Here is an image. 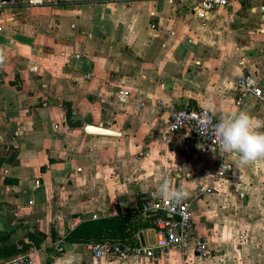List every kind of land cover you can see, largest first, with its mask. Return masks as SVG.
<instances>
[{"label": "crops", "instance_id": "obj_1", "mask_svg": "<svg viewBox=\"0 0 264 264\" xmlns=\"http://www.w3.org/2000/svg\"><path fill=\"white\" fill-rule=\"evenodd\" d=\"M32 1L0 10V249L18 251L0 264L26 253L19 245L34 231L45 238L25 264H264V161L230 155L233 171L216 183L218 155L199 153L191 126L163 140L173 110L264 121V0H227L204 15L197 0ZM246 75L262 97L244 94L238 106ZM64 102L115 134L67 128ZM165 182L188 192L208 258L157 249L153 227L135 235L154 248L138 259L95 258L89 244L50 237L118 212L152 225L157 214H142V202Z\"/></svg>", "mask_w": 264, "mask_h": 264}, {"label": "built area", "instance_id": "obj_2", "mask_svg": "<svg viewBox=\"0 0 264 264\" xmlns=\"http://www.w3.org/2000/svg\"><path fill=\"white\" fill-rule=\"evenodd\" d=\"M32 4V0H0V10L12 9L20 4ZM228 5L227 0H197L196 10L203 15L217 8H225ZM80 56H76L79 58ZM237 86L240 91V96L237 98L236 105L242 104V95L250 94L254 97L261 98L262 92L258 87L256 78L246 75L237 80ZM127 92L120 91L117 95V100L126 98ZM220 119L215 118L207 109L193 108L173 110L169 113V125L164 133L163 140L167 145L170 144L171 138L183 131L186 127L191 126L192 135L190 141L196 142L199 145V153L206 155L210 152H215L218 155V165L213 174V181L216 183L222 182L233 171V165L228 162L229 154L222 153L219 144L209 134L202 137L196 130L202 122H206L211 129L217 124ZM57 128V126H55ZM169 174V170H165ZM202 192L211 194V188H201ZM155 211L157 215L154 217L152 227L156 233L157 249H168L177 247L181 250L192 249L200 258H208L211 255V250L208 247L207 241L198 236L193 226L192 211L189 203L185 201L174 202L160 196H151L145 198L142 202L141 213ZM90 219H98L93 215ZM24 244L29 245V241L25 239ZM91 254L95 258L114 257L121 260H126L130 257L138 259L140 257H153L154 248L131 246L127 242L116 241L113 243H91L89 244ZM22 245H19V249ZM58 252L62 248L56 249ZM36 251L34 246H30L26 253L20 256L13 257L6 264H25L31 263V255Z\"/></svg>", "mask_w": 264, "mask_h": 264}, {"label": "clouds", "instance_id": "obj_3", "mask_svg": "<svg viewBox=\"0 0 264 264\" xmlns=\"http://www.w3.org/2000/svg\"><path fill=\"white\" fill-rule=\"evenodd\" d=\"M3 57L0 56V63ZM214 111L211 104L206 105ZM264 121L251 117L247 112H229L220 121L209 128L208 123L202 122L196 129L202 136H211L219 144L220 151L239 160L240 165H251L264 161ZM160 197L180 202L188 197L183 188L174 190L165 182L158 190Z\"/></svg>", "mask_w": 264, "mask_h": 264}, {"label": "trees", "instance_id": "obj_4", "mask_svg": "<svg viewBox=\"0 0 264 264\" xmlns=\"http://www.w3.org/2000/svg\"><path fill=\"white\" fill-rule=\"evenodd\" d=\"M142 218L138 214L130 215L118 212L114 216L95 220L84 219L72 229L67 230L62 236H59L52 230L50 237L53 241L59 240L63 244L87 245L91 243L125 241L131 246H137L135 244V235L143 229L152 227L146 220L142 222ZM26 238L30 244L26 245L24 242H21L23 251H26L30 246L38 248L45 236L40 232L34 231L27 233ZM16 252L18 253L14 247L1 248L0 256L9 257Z\"/></svg>", "mask_w": 264, "mask_h": 264}, {"label": "water", "instance_id": "obj_5", "mask_svg": "<svg viewBox=\"0 0 264 264\" xmlns=\"http://www.w3.org/2000/svg\"><path fill=\"white\" fill-rule=\"evenodd\" d=\"M63 106L65 108L64 111V123L65 126L69 129H81L85 130L88 133H96V134H108V135H113L115 134L114 131H110L101 127H96V126H91L84 124V121L81 117V115L73 109L71 103L69 102H64ZM153 214L157 212L152 211ZM139 238L141 240V245L144 246L143 238L142 235H139Z\"/></svg>", "mask_w": 264, "mask_h": 264}]
</instances>
